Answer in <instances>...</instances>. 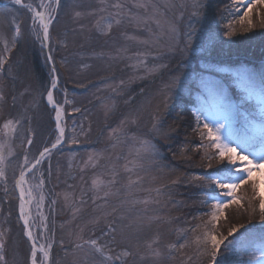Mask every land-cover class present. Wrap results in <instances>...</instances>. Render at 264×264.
Returning a JSON list of instances; mask_svg holds the SVG:
<instances>
[{
	"label": "rangeland",
	"instance_id": "rangeland-1",
	"mask_svg": "<svg viewBox=\"0 0 264 264\" xmlns=\"http://www.w3.org/2000/svg\"><path fill=\"white\" fill-rule=\"evenodd\" d=\"M214 1L60 0L56 7L55 0H23L41 13L45 12L41 5L48 6L50 13L56 8L51 13L50 53L54 45L64 41L62 56L72 59L69 71L83 81L101 76L104 83L97 90L88 86V93L77 100L67 94L60 98L62 103L55 98L65 110V142L48 155L23 186L35 237L45 247L51 245L49 259L45 261L39 252L37 264H211L212 247L203 243L205 233L228 236L231 229L240 228L235 223L244 224L246 219L254 224L242 226L228 240L241 242L245 232L250 236L254 231L256 239L236 244L229 253L221 246L216 264L231 260L237 249L235 255L239 249L246 252L248 262L244 264H264V259H259L264 247V223L260 220L258 190L253 188V183L260 182V174L242 185L236 193L241 203L226 208L217 223L211 220L215 209L207 213L204 209L208 203L214 205L213 197L228 198L219 196L221 190L209 188L205 177L176 167L195 168L197 159H206L205 164L216 156L215 149L209 147L211 142L202 135L203 124L214 126L213 121L224 116L231 120L233 134L242 131L252 140L247 148L233 142L238 151L252 158L263 148L258 126L264 122V70L194 62L195 49L198 55L201 52L199 38L206 30V9ZM224 1H229L221 10L224 17L216 15L214 25H220L223 18L231 21L237 32L231 36L242 38L240 44L245 51L255 45L264 48V22L255 24L251 19L249 24L248 17L241 22L247 0L239 8L235 0H216V4ZM1 2L8 5L0 6V59L7 60L0 66V264H31V245L21 222L16 181L59 136L55 111L49 108L53 133L40 110L42 101L31 65L24 64L18 55L16 69L8 64L13 44L20 40L30 47L37 42L44 51L39 20L33 11L12 0ZM115 4L122 7L117 9ZM114 19L121 23H113L108 30L105 22ZM231 36L226 35V45L235 47ZM77 51L82 55L77 56ZM6 67L8 74L1 72ZM189 94L198 101L197 107L188 108L195 116L192 129L187 120L186 126L180 125L183 109L170 111ZM198 109L203 110L199 125ZM248 112L260 120L246 130L239 124ZM9 120L14 122L15 131L4 129ZM172 136L181 138L174 143ZM197 142L199 146L193 145ZM215 161L220 163L218 158ZM207 165L211 164L208 162L205 169ZM196 187L201 192L195 191ZM13 190L16 201L10 198ZM5 200L8 210L3 212ZM15 213L21 225L15 222ZM2 216L5 224L12 221L6 231L1 228ZM259 229H263L261 235ZM197 238L201 243H196ZM181 244L185 246L181 248ZM97 247L103 254L96 251Z\"/></svg>",
	"mask_w": 264,
	"mask_h": 264
},
{
	"label": "trees",
	"instance_id": "trees-1",
	"mask_svg": "<svg viewBox=\"0 0 264 264\" xmlns=\"http://www.w3.org/2000/svg\"><path fill=\"white\" fill-rule=\"evenodd\" d=\"M9 1H11V0H8V2ZM228 2H225L224 4L218 3L219 4L218 5V4H216V0H215L214 2L210 3L209 7H207L206 16H204L206 19V22L204 24V25H206L205 26L206 30H205V32H203V35L201 36V38H199V41H200L199 46H200L201 52H200V55H198V53H197L198 48L195 49V53L193 54L194 62L201 64L200 60H203V61L205 60L207 65H209V63H217V64H220L223 66H228V67H240L241 65H244L246 67L249 66L250 69L257 70L258 72L259 71L262 72L261 70H264V48H259L255 45L256 47L252 46V47L246 48L247 51H245V49L242 47V44H240L242 38H236L237 36H231L230 37V38H233L234 41H236L235 47H234L235 44L232 47H231V44L226 45V42H225L226 35L230 31L237 34V32H235V30H236L235 27L232 26L233 22L232 23H231V21L226 22L223 18V20L220 21L221 22L220 25H214V23H213V20H215L217 18L216 15L221 16V18L224 17V14L222 13L221 10L224 9V7L226 6V3L228 4ZM0 3L2 4V6L8 5V4H5L6 2H4V3L1 2V0H0ZM260 13L262 14L261 18H259V16H258ZM209 16H210V18H209ZM251 16H252L251 19L253 20L252 22H254L255 24L264 22V6L261 4L258 5L252 11ZM259 20H261V21L259 22ZM63 44H64V41H63V43L61 41L58 43V45H54L55 47L53 49H51V55H52L55 67L58 71V75H59V79H60L59 88L55 92V98L58 101V103H62L60 98L63 97L64 94H67L68 97L71 99L77 100V98H79V96L85 95L88 93V88H89L88 86H92V87L96 88V90H97V89H100V87L104 84V83L100 82L101 76H99L97 78H88L85 81H83L82 78L80 79L79 77H76V75L72 74L71 71H69L72 59L69 57H67L65 59L62 56V52L64 51ZM23 45H24V43L21 40L18 41L16 45L13 44L12 53L8 59V64L10 66L9 68H13V69L17 68L16 55H18V57H20V56L22 57V61L24 64H26V65L30 64L31 65V71H32L33 76H34V78L37 82V85H38L37 91H38V94L41 96V101H42L41 103H42L43 108H40V110H42L43 113H45L44 116L47 120V126L49 128H52V131H53L54 123L51 120L52 117L48 116L49 113H51L52 111L47 107V105L45 103V95L48 93V91L52 85V81H53V75L51 73L52 71H51L49 63L47 61L45 52L43 51V49L41 47H39V44L37 42H34L31 47L27 46V45H24V46ZM79 54L82 55V53L77 51V56H79ZM209 66H212V65L210 64ZM8 70H9L8 67H6L5 69H2L1 72L8 74ZM8 80L10 83L12 82V79H8ZM182 94H184V93H182ZM182 103L184 105H181ZM182 103L180 102L179 106L178 105L172 106L170 111L172 110L174 112H177L178 110L180 111V109H183L184 112L182 115H180L181 119H178V117H177V119L179 121L181 120L180 125L184 124V126L187 125L185 123L187 120L188 124H189L188 126L192 129L195 116H193L191 109L188 110V108L197 107L198 101L196 99H194L191 94H189L187 96L184 95ZM86 106H87V102L82 105L83 109H85ZM71 116L72 115H70V114L68 115L69 120H70ZM177 119L175 118L173 120V121H176L175 122L176 124L178 122ZM53 133H54V131H53ZM184 136L185 135H183V137ZM172 137H173L172 142H174V143H176L177 140H179L181 138V137L177 138V136H172ZM182 141H183V138L181 139L180 143ZM180 143L178 142V144H180ZM194 144L199 146L198 142L193 143V145ZM166 148L167 147H165V149L163 151H165ZM196 161L198 163H193V164H195V168H192L191 166L186 167V166H182V165H178V164L176 165V167L178 166L179 170L184 171V173L188 172V171L190 173L196 172V174H199V176H202L205 178L213 176L214 174H216V172H218V173L220 172V169H221L220 163L215 161V158H211V159L207 160V162L205 164H204V162L206 161V159H204L203 162L201 161V159H197ZM200 162L203 163L202 166L198 165V164H200ZM208 162L211 164V166L207 165V167L208 166L209 167L207 169H205L206 164H208ZM193 164H192V166H193ZM195 191L201 192L199 188H197ZM205 191L204 192L202 191V194L203 193L208 194ZM10 198L12 201L13 200L16 201V193L14 190L12 192H10ZM195 198H198V196ZM212 202H215V199H212ZM5 203H6V200L3 201V204H2L3 212L8 210V207L6 205L7 203L6 204ZM12 204H13V202H12ZM212 208H214L213 203L212 204L208 203L207 207L204 209L205 213H207ZM227 213L228 212H226L225 214H227ZM14 217H15V222L17 224L21 225L20 220H19L16 213H15ZM1 220H2L1 221V228L3 231H6L9 228H11V225H12L11 222L12 221L9 224H5V222H3V220H4L3 216L1 218ZM242 224L243 223H235L234 226L241 228V226L244 227L245 225H248V224L251 225L254 223L251 222V220L246 219L245 223L243 225ZM252 228L253 227L248 228V229H252ZM257 231L259 232L258 235H261V233H263V229H259ZM254 233H255V231L253 233L250 232V234H252V235ZM246 234H247V232H245L243 235L245 237L241 238V239H243L241 241L242 243L244 241V243L248 244L249 242H252L256 239L255 236H252V235L247 236ZM237 251H238V249L235 250L234 254H232V259H231L232 261L231 260H224L223 264H244V263L248 262V257L246 256L245 250H242L240 252V249H239L238 254L243 253V255L240 257L238 254L235 255ZM228 253H229V251H228ZM4 256H5V254H4ZM5 258H6V256H5Z\"/></svg>",
	"mask_w": 264,
	"mask_h": 264
},
{
	"label": "snow or ice",
	"instance_id": "snow-or-ice-1",
	"mask_svg": "<svg viewBox=\"0 0 264 264\" xmlns=\"http://www.w3.org/2000/svg\"><path fill=\"white\" fill-rule=\"evenodd\" d=\"M12 2L15 5H22V0H12ZM237 3V7L244 3V0H235ZM56 7H59L60 0H55ZM256 4H264V0H247L246 5V11L243 13V16L241 18V22L243 23L244 17H248V23L251 24V18L250 13L252 12V8L256 6ZM24 7H28L31 11L34 12L35 18L39 20V24L43 29V40H48L49 37V26L51 24V13H54L56 11V8L51 9V13L48 12L46 5H41V7L45 8V12L41 13L39 11H36L32 8L31 5H22ZM198 7L199 5H195ZM113 7L119 9L122 6L120 4H115ZM137 7H146L144 4H138ZM79 15V13H77ZM120 15L119 12L116 13V16L118 17ZM193 15H196L194 12ZM106 28L108 30H111L113 27V23L119 25L121 23L120 19H114L108 20L105 22ZM99 27V23H98ZM194 31V29H193ZM230 36L234 35V32L228 33ZM39 38V37H38ZM192 43V36L189 34L188 37V44L191 45ZM7 48V44L5 45ZM6 58L0 59V66L3 65V63H6ZM264 79V78H262ZM57 81L54 79L52 81V88H56ZM261 96H262V104H261V113L262 116H264V88L261 90ZM48 102L53 103V106L55 107V104L53 102L52 93H48ZM200 115L196 116L197 124L199 125L201 115H203V110L198 109L197 110ZM63 112V109L60 108L57 111L56 119L59 122L61 119V114ZM245 120H247V117H245ZM214 126H210L208 123L203 124V132L202 135L206 137L207 140L211 142L209 147L215 149L216 156L211 158H218L220 163L223 165V168L220 170L219 174L214 177H208L206 178L205 182L208 184L209 188H216L221 190L219 192L220 197H227L228 199H217L216 197H213L215 199V203L213 205L214 211L211 213V220L213 222H219L220 217L224 215V210L228 207H230L232 204H239L241 203L240 199L237 197L236 193L239 191V189L242 187V185L248 183L250 180H253V177L256 173L260 174V182L253 183V188L258 190L257 196L260 199V220L261 223H264V148H261L256 153L253 154L252 158L249 157L248 154H242L240 151H238L237 146H233V142H235L237 145L240 143H243L245 145V148L251 147L252 140L248 138H244L241 140L240 137H237L233 134L231 131V120L228 116H224L220 120H214L213 121ZM4 129L15 131V124L13 121L9 120L7 123L4 124ZM259 134H260V140L261 143L264 144V122H262L258 126ZM63 128L60 129V138L63 137ZM227 133V135H225ZM255 139L254 137L252 138ZM60 142V139L57 140V143ZM31 141H29V144ZM147 144V142H145ZM56 145H53L55 147ZM49 150L45 149V152L47 153ZM210 158V159H211ZM41 159H43V154H41ZM3 161V156L0 155V163ZM239 162V163H238ZM25 163H27V159H25ZM40 160L36 161V164H39ZM36 164H33L32 167H36ZM211 166V165H209ZM0 176H3V172L0 171ZM198 179H205L202 177H198ZM19 183H24V173H21L20 181ZM97 182L94 181V185ZM28 196L31 198V189L28 190ZM25 197V190L24 188H21L20 190V215L24 219V225L26 228H28L29 225V217L25 215L26 213V202L24 200ZM43 197H41V200ZM242 227V226H241ZM46 230V229H45ZM240 231V228H233L229 231L228 236L235 237L236 233ZM228 236H221L218 237L213 232H206L205 233V239L203 243L205 244H211L212 247V253H211V264H216L217 262V256L221 253V246H225L226 252L231 251L233 247L241 243L238 240H228ZM27 237L31 241V264H37V253L41 252L43 254V258L45 261L49 259L50 255V248L51 245H48L45 247L44 244L37 245V240L33 236V232L29 229L27 231ZM225 241H227V244L225 245ZM93 246L96 245V241L90 242ZM196 243H201L200 238H197ZM262 243H264V240H262ZM79 247V245H77ZM185 245L181 244L180 247L183 248ZM172 247H175V245H172ZM97 252H101L103 254L102 248L97 247ZM128 253H124V255H127ZM108 259H111V257H107ZM119 258V257H118ZM259 259H264V247L261 248Z\"/></svg>",
	"mask_w": 264,
	"mask_h": 264
},
{
	"label": "water",
	"instance_id": "water-1",
	"mask_svg": "<svg viewBox=\"0 0 264 264\" xmlns=\"http://www.w3.org/2000/svg\"><path fill=\"white\" fill-rule=\"evenodd\" d=\"M0 5H2V4L0 3ZM22 5H25V4L23 3V1H22ZM22 5H20V6L23 7V8H27L29 11H31L28 7H24V6H22ZM31 12H32V11H31ZM32 13H33V16L35 17L34 12H32ZM52 22H53V21H52ZM52 22H51V24H52ZM51 24H50V26H51ZM50 26H49V30H50ZM41 33H42V37H41V39H42V43H43V48H44V51H45V53H46V57H47L48 63H49V65H50L51 70H52V73H53V80L55 79V80L57 81V86H56V88H52V87H50V89H49V92L52 93L53 102H54V104H55V107L53 106V103H49V102H48V98H47V96H48V93H49V92H48L47 95H46L45 102H46V105L48 106V108H50V109H52V110L55 111L56 131H57V133H58V136H59L60 142H59V143L56 142L55 144H53V145H56L55 147H53V145H51L50 147L45 148V149H48V150H49L47 153L45 152V149H43V150L39 153V155L37 156V158H36V160L34 161L33 164H36V161H37V160H40V163H39V164H36V167H34V168L32 167V165H33V164H32L29 168H27V169L23 172V173H24V183H22V184L19 183L21 175L19 176V178H18L17 181H16V193H17V195H18V197H19V200H20V190H21V188H23L24 184L26 183L27 178H28L30 175H32V174L38 169V167L44 162V160L48 157V155H50L53 151H55V150L61 148V147L63 146L64 142H65V133H66V126H65V124H66V123H65V122H66V120H65V110L63 109V107H60L59 105H57L56 102H55V91L58 89V86H59V77H58V74H57L56 68H55V66H54V64H53V61H52V57H51V53H50V49H49V37H48V40H43V29H42ZM60 108L63 109V112H62V114H61V119H60V121L58 122L57 119H56V116H57V111H58ZM61 128H63V130H64V132H63V137H62V138H60V129H61ZM41 154H43V159H41ZM24 200H25V202H26V213H25V215L29 217V225H28V228H26L25 225H24V219H23V217H21V220H22V226H23V228H24V232H25V237L27 238V240L29 241V243H30V245H31V241H30V240L28 239V237H27V231H28L29 229L32 231L31 224H30V217H31V216H30V206H29V203H27L26 196L24 197ZM20 203H21V200H20ZM32 232H33V231H32ZM33 236H34V238H35V234H34V232H33ZM37 244H38V243H37Z\"/></svg>",
	"mask_w": 264,
	"mask_h": 264
},
{
	"label": "bare ground",
	"instance_id": "bare-ground-1",
	"mask_svg": "<svg viewBox=\"0 0 264 264\" xmlns=\"http://www.w3.org/2000/svg\"><path fill=\"white\" fill-rule=\"evenodd\" d=\"M25 196H26V194H25ZM26 200H27V197H26ZM27 203H28V200H27ZM30 224H31V228H32V230H33L34 228H33V225H32L31 217H30ZM34 234H35V233H34ZM35 238H36V237H35ZM36 240H37V243H38L37 245L39 246V245H40V242L38 241L37 238H36ZM38 253H39V252H38ZM38 253H37V254H38Z\"/></svg>",
	"mask_w": 264,
	"mask_h": 264
}]
</instances>
